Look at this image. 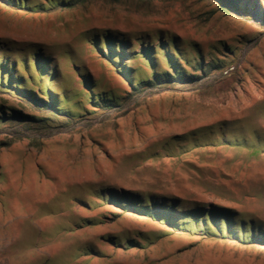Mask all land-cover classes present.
<instances>
[{
    "label": "rangeland",
    "instance_id": "1",
    "mask_svg": "<svg viewBox=\"0 0 264 264\" xmlns=\"http://www.w3.org/2000/svg\"><path fill=\"white\" fill-rule=\"evenodd\" d=\"M105 30L133 48L176 36L183 51L194 45L206 58L224 47L217 55L231 60L197 83L121 98L127 87L90 44ZM0 38L12 44L1 48L9 60L45 49L56 92L74 94L80 74L120 103L0 126V264H264L263 247L175 232L107 200L216 205L234 214L235 230L242 221L264 234V18L225 16L208 0L42 14L0 4ZM19 103L0 93L1 107L45 114Z\"/></svg>",
    "mask_w": 264,
    "mask_h": 264
},
{
    "label": "trees",
    "instance_id": "2",
    "mask_svg": "<svg viewBox=\"0 0 264 264\" xmlns=\"http://www.w3.org/2000/svg\"><path fill=\"white\" fill-rule=\"evenodd\" d=\"M155 1L160 0H0V4L42 14L72 11L100 2L144 8ZM208 1L214 3L217 11L225 16L235 15L256 21L264 18V0ZM91 39L90 44L96 57L104 61L127 87L121 98L133 97L146 90L166 86L197 83L210 70L220 69L231 60L229 55H217L224 47L211 48L215 54L211 53L206 58L194 45H189V50L183 51L177 44L176 39L179 38L176 36L151 38L156 40L150 43L140 40L136 48L129 44L127 39L131 38L116 35L109 30L93 34ZM10 45L12 44L8 40L0 38V53L3 54L0 57V93L19 100L18 107L42 111L46 115L37 118L27 111L0 106V126L12 121H54L53 119L61 116L67 122L86 112L109 111L120 104L115 91L109 90L105 85L100 86L98 90L95 83L78 72L80 88L76 89L74 94L69 96L64 91L56 92L51 84L57 81L58 68L46 55V50L34 46L31 48V55L9 60L1 48L8 49ZM143 69L146 72H143ZM107 194L109 203L117 204L121 214L132 213L149 217L175 232L233 240L264 248V234L253 233L251 223L245 230L242 221L235 230L234 214L227 208L210 205L180 210L173 201L162 203L148 198L145 204H142L137 195L119 198L113 193Z\"/></svg>",
    "mask_w": 264,
    "mask_h": 264
}]
</instances>
